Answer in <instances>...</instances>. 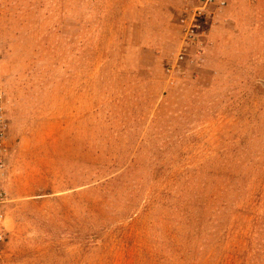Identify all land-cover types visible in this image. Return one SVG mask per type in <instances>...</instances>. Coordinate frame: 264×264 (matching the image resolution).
Instances as JSON below:
<instances>
[{
    "label": "rangeland",
    "instance_id": "1",
    "mask_svg": "<svg viewBox=\"0 0 264 264\" xmlns=\"http://www.w3.org/2000/svg\"><path fill=\"white\" fill-rule=\"evenodd\" d=\"M197 1L0 0V264H264V0Z\"/></svg>",
    "mask_w": 264,
    "mask_h": 264
},
{
    "label": "built area",
    "instance_id": "2",
    "mask_svg": "<svg viewBox=\"0 0 264 264\" xmlns=\"http://www.w3.org/2000/svg\"><path fill=\"white\" fill-rule=\"evenodd\" d=\"M225 6L226 0H198L196 6L186 12L185 17L182 19L183 30L186 36L191 38L194 36L196 30L200 27V21L211 13L213 7L223 8ZM183 58L184 55H181L180 59ZM7 130V98L0 67V243L4 240L8 207L11 201L6 189L8 156Z\"/></svg>",
    "mask_w": 264,
    "mask_h": 264
}]
</instances>
